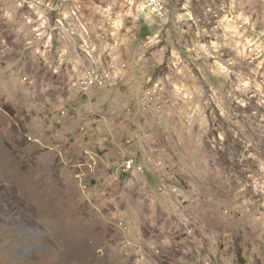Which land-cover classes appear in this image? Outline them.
<instances>
[{"label":"rangeland","instance_id":"374dc122","mask_svg":"<svg viewBox=\"0 0 264 264\" xmlns=\"http://www.w3.org/2000/svg\"><path fill=\"white\" fill-rule=\"evenodd\" d=\"M88 1L0 35V264H187L210 230L264 264V0Z\"/></svg>","mask_w":264,"mask_h":264},{"label":"crops","instance_id":"0c3cea01","mask_svg":"<svg viewBox=\"0 0 264 264\" xmlns=\"http://www.w3.org/2000/svg\"><path fill=\"white\" fill-rule=\"evenodd\" d=\"M27 4L29 9H27ZM92 5L93 3L88 0H0V15L5 13L9 16L5 21V26L0 29V35L14 33L17 30L19 32L16 31L17 34L23 37L33 36L36 40L39 37H47L50 44V38L54 35L69 38L79 34V31L83 32L82 28L86 26L92 31L94 26L87 24L93 21L91 16L95 11ZM87 8H90L91 11L87 12ZM26 19L32 20V22L28 24ZM22 31L23 33H21ZM119 32L120 30L116 31L117 34ZM244 210L249 216L252 213L256 215L257 209L247 206ZM197 235L196 238H198ZM214 236L216 237V232H211V230L207 232V235L205 234V243L201 245L202 250L196 247L198 255L195 253L191 259L186 258L187 264H202V261L206 264H239L235 255L229 253L234 245L232 239L225 237L224 242L227 245L225 251L228 254L218 256L213 251L215 249L213 242H216Z\"/></svg>","mask_w":264,"mask_h":264},{"label":"built area","instance_id":"2783aa9c","mask_svg":"<svg viewBox=\"0 0 264 264\" xmlns=\"http://www.w3.org/2000/svg\"><path fill=\"white\" fill-rule=\"evenodd\" d=\"M147 11L151 13H158L161 17V11H164L162 0H149L146 4ZM86 87L90 88H103L108 84V75L97 66H89L84 72L83 78ZM124 171H130L134 168V159H127L123 163Z\"/></svg>","mask_w":264,"mask_h":264},{"label":"bare ground","instance_id":"6f19581e","mask_svg":"<svg viewBox=\"0 0 264 264\" xmlns=\"http://www.w3.org/2000/svg\"><path fill=\"white\" fill-rule=\"evenodd\" d=\"M167 1L168 0H162V6H163V9L164 11H161V16L164 17L165 16V12H166V9H167ZM158 14V13H156Z\"/></svg>","mask_w":264,"mask_h":264}]
</instances>
